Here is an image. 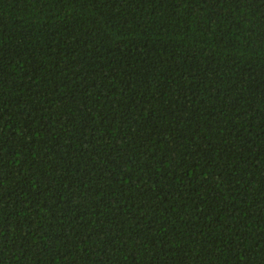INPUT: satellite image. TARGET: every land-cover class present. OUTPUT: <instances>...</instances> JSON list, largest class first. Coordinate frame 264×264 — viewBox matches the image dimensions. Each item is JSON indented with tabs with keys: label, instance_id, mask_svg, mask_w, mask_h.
Listing matches in <instances>:
<instances>
[{
	"label": "trees",
	"instance_id": "1",
	"mask_svg": "<svg viewBox=\"0 0 264 264\" xmlns=\"http://www.w3.org/2000/svg\"><path fill=\"white\" fill-rule=\"evenodd\" d=\"M0 264H264V0H0Z\"/></svg>",
	"mask_w": 264,
	"mask_h": 264
}]
</instances>
